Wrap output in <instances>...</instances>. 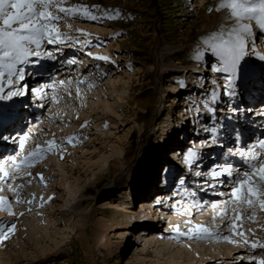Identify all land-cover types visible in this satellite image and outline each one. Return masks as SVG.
<instances>
[{
    "label": "rangeland",
    "instance_id": "374dc122",
    "mask_svg": "<svg viewBox=\"0 0 264 264\" xmlns=\"http://www.w3.org/2000/svg\"><path fill=\"white\" fill-rule=\"evenodd\" d=\"M194 2L193 0H71L72 4L83 3L90 8L95 6L100 9L99 12H95L93 9L94 14L98 16L97 20L92 21L76 18L66 23L62 22L60 24V30L67 33L68 36L71 35V37L76 35L77 37L75 38L79 41L86 40V37L84 38V36H81L79 33H87L89 30L88 33L91 36L88 35L87 39L90 40V44L88 43L89 45L84 46L82 49L78 47V44L74 45L76 53L73 60L75 59L76 63L72 64V66L83 65L84 60L89 63L97 62L100 64L99 69L94 65V67L97 68L94 72H97L95 78L98 84L93 85L90 90L95 93H101L99 97L102 99L108 98L116 114L109 115L113 124L111 123L112 127L108 128L105 134L100 132V127H95L92 123L90 125L92 128L88 129L90 130L88 135L77 137L78 135L75 133L72 137H77V140L72 142H69L68 136L64 139H60L61 136L59 135H52L51 138L50 136L48 138V136L43 133L38 136L39 133L35 134L32 130L31 125L37 123L39 120H49L51 117L54 119L57 117V114H61L58 112L51 115L50 110H53L58 104H53L52 100H50L45 103V106H42L40 98L38 99L37 96L30 91L38 87V82L42 80L40 75H42L43 78H51L53 76L51 71H46V65H41V62L37 64L41 58L44 61L47 60V55H45L46 57L41 56L37 58L36 62L29 60L28 67H33L35 70V67L39 65L37 71L40 75H35V78H33L31 82L32 85L29 88H25L24 85L23 88H21L18 85V90L22 91L24 93L23 95L14 96L11 100L6 98L0 99V153L2 152L0 156H16L20 153L19 141L17 138V140H12L11 142L8 138L2 139L4 132L8 130L14 132L16 135L19 133V137L25 134H32L26 142V147L28 148L34 147L37 139L46 141L55 138L60 145L58 150L44 155V157L32 167L26 170L22 169L23 171L21 170L20 173H13L15 179L7 182H0V187L6 190V192L1 193L0 196L7 197L6 199L9 201L13 213H15V219L12 220H9V216L4 214V211L2 214L0 213V226L7 228L18 222L20 223V227L22 225L24 228L23 231L20 229L17 230V232L20 230L18 238L20 240V245L22 242L20 249L23 255L19 252L20 254L12 256L10 264H186V262H190V260L192 261L188 264H202L201 261H195L197 259L196 257L187 259L188 257L185 256L180 259H171V250L166 252L165 246L163 245L164 243H161V241L149 245L147 241L149 238L146 237V232L148 230L153 228V230L157 229L156 232H161L162 229H173L176 224H171L167 218H162V215H158V212L155 214L150 212L149 215H146L147 213H144V215L139 214L145 209L144 207H140L141 203L153 199L160 191L169 192L170 187L172 188V192L174 187L179 186L181 177L188 173L185 159L179 160L178 158L175 160L176 164L181 167V172L175 173L174 175L172 174L173 176L167 174L168 168H166L165 165L161 166L158 162H152L153 159H159L162 155L164 156L163 151L166 150L162 148L165 140L160 139L162 135L160 133L161 128L159 129L157 126L163 119V117L159 119L162 113L160 117L155 120L152 130L150 129L151 132L146 133L147 129L145 132H141L140 128L149 124L154 111L159 109V107L161 111L171 103V96L167 92L170 84L167 76L163 78L161 87L158 86V89L154 88L151 84V76L153 75L151 66L154 60L153 50L155 41H160L162 39L167 46H171L174 49L185 40L193 39L198 41L199 43H196L197 47L195 49L189 51H185V49L175 50L176 53L164 60V64L187 67L194 62L193 58L196 52L200 54V56L205 54V47H209V44L206 42L210 41L212 36L218 34L221 30L222 26L220 25L209 32L197 33L200 28V15H198L199 7ZM214 2L215 0H210V2L206 3V6H208L206 11L207 14L213 11L217 13L214 9H216L215 7L218 6L220 0H217V5H215ZM209 8L213 9V11L209 12ZM105 13H110L113 18H106ZM69 24L71 30L67 29L69 28ZM94 27L97 28L96 31ZM75 30L80 32H76ZM97 31L99 35H97ZM153 35L158 36V38L153 40ZM98 36H100V38H97ZM96 39H98V41ZM255 45L256 47L254 49L258 50L257 54L264 55V52L260 50V48H264V42L257 41ZM49 50L52 54L54 53V49H48L47 52H49ZM73 51L74 49L70 51V55H74ZM252 51L253 49L251 45H249L245 57L252 56L255 60L256 57ZM95 56H107L109 60L107 62L96 60L93 58ZM204 59V69L207 71L203 73L202 77V79L205 77L202 81L204 90L202 89L201 93V91H199L201 88L198 87L200 89L198 90L197 88L193 93L198 92L199 95L196 94L195 96L196 98L199 96L201 100L207 97L211 98L209 94L211 95V93L213 94L214 92L221 93V99L225 98L223 79H220L219 76L215 77V81L217 82V84H215L216 86L214 88L210 86L211 82H209V77L212 76V57L206 55ZM178 61L181 63L176 64ZM47 62H49V60ZM35 63L37 64L36 66ZM67 63L68 60L64 64ZM43 67H45V69ZM89 67L90 69L93 68V66ZM53 69L56 70L55 68ZM186 75L188 76L189 74ZM195 75L197 76V74ZM30 76V74L27 75L25 73V78L29 79ZM198 77L201 76L198 75ZM73 79L75 80H73L74 82L72 81V84L75 86L76 81L79 80V75H76ZM85 83L86 82L83 83L84 86L89 85ZM111 85H114V88H111ZM103 90H105V92H103ZM113 90L115 91L112 92ZM69 91L71 93L74 92L72 89ZM117 91L120 92L119 95ZM54 92L49 93V96H54ZM64 92L66 91L60 89L58 96H64V99L68 98L69 96L66 95L67 92ZM90 95L86 96L89 100L95 101L99 99L92 95L90 97ZM161 95H163L164 98L162 99V105L158 103V99ZM0 96L2 95L0 94ZM118 97H120V99ZM70 98H72V94ZM36 105L37 107L39 105L38 108L42 110L40 109L39 113L37 112L35 114L33 110L36 109ZM216 107L221 109L218 105ZM176 109H178V106ZM97 112L100 113V111ZM63 113L66 115V112ZM206 113L208 116L213 114L211 111H206ZM217 113H219V115L217 114L219 118L222 117V112L220 113L218 110ZM32 115L34 116L32 119L33 121L30 122L31 120H28L27 117ZM38 115L39 117H37ZM90 116H93V114H90ZM226 116L225 118H227ZM59 118L60 121H58V123H62V126L66 127L63 124L67 119L64 120V118L60 116ZM89 122H92V120L90 119ZM105 124L106 123H103L99 126L104 129L106 127ZM186 124L187 127L191 129L193 126L195 127L194 121H192L191 124ZM153 130L154 133H152ZM196 130L197 129L194 131ZM33 136L36 139H33ZM79 140H84L88 144L90 143L88 145V150L91 149L95 151L98 149L106 153V155L110 157L109 161L112 166L115 165V169L113 167L108 169L107 166L97 163V158H95L94 154H91L93 151H88L86 154H82L81 152L75 153L76 156L74 160H69L68 157L72 150H74L72 146H74L76 142H79ZM159 140H161L162 143H160ZM61 154L63 158H61ZM53 158L56 160L53 161ZM50 160H52L51 163H48ZM56 161L57 165L65 162L63 173L67 174V178L69 179L70 177L71 182H73V191L69 196L65 194L64 188L58 185L60 179H63L64 176L56 167ZM121 164H124L125 167H121ZM170 167H173V164H171ZM27 173H31V175ZM41 176L46 179L51 176V180L45 179L46 181L44 180L42 183L40 180ZM167 178H169V180ZM165 179L168 180V182L163 183L162 180L165 181ZM7 183H11L13 187L17 185L21 187L17 188L16 192L12 194V192L7 190L5 185ZM49 183L50 185L54 184L56 186V193L50 196L52 197L51 200H49L48 197V201L46 200L47 202L45 203L42 201L45 194L43 190L48 189L47 185ZM38 191L40 193H38ZM68 197L71 200L67 199ZM18 198L25 201V203L14 206ZM61 198L64 200L67 199V203L66 205L61 204L60 206L62 207H59V204L62 203L60 202ZM29 200L32 201L31 204L27 203ZM71 201L73 202L72 204ZM113 201L122 202L128 209V214H115L109 210L102 209L105 203ZM155 202L160 203L158 201ZM43 204L46 206L52 204L54 207L60 208L61 210L58 209L52 212L44 210L45 213L44 211L41 213L42 209L45 208ZM95 211L97 216L96 220L102 219L108 223L107 225L109 227L107 230L102 227L99 220L94 221L96 223L91 225L92 221L90 220V215ZM21 213L23 214L21 215ZM257 213L259 216L257 215L256 219L259 220V222H257L260 224V228L255 227L256 230H252V233L249 235L251 238L254 237V233L259 232V229H264V213L258 210ZM77 215L79 216L76 217ZM141 215L154 220L153 227H148L147 223L149 222L145 220H143V222H136L134 218L139 217V219H141ZM50 219L55 220L53 225L49 224ZM35 220L36 222H34ZM81 220L87 224L84 229L79 226ZM78 229H81V232H79L80 230ZM251 229H254L253 226ZM35 230H38V232ZM224 230L225 229L220 233L222 234ZM102 233H105L104 235L107 237L100 241ZM78 234L84 235L85 239H81ZM250 237H248L249 241L254 240ZM178 250L180 249L174 248L172 251L175 257H177L176 254ZM248 251L251 252V254H247ZM260 251L255 250L257 253ZM168 252H170V254ZM243 252H246L245 254L243 253L245 258L239 261L241 262L239 264H249L250 257L254 255V251L252 249L246 250L245 248ZM240 257L238 256V260H240ZM260 258L264 259V257ZM24 259L29 260L24 262ZM253 264H255L254 261Z\"/></svg>",
    "mask_w": 264,
    "mask_h": 264
},
{
    "label": "bare ground",
    "instance_id": "6f19581e",
    "mask_svg": "<svg viewBox=\"0 0 264 264\" xmlns=\"http://www.w3.org/2000/svg\"><path fill=\"white\" fill-rule=\"evenodd\" d=\"M193 1H195L194 3L197 4L199 7V14L198 15H200V28L198 29L197 33L209 32L210 30L215 29L217 26L218 27L220 25L222 26V21H223L225 14H226L225 10H221L220 12H217V13L215 11H213L212 13L207 14L206 11H207L208 6H206V3L210 2V0H193ZM214 3H215V5H217V0H215ZM67 29H70V28H67ZM94 29L96 31L97 28L94 27ZM94 29H91V30H94ZM76 32H80V31H76ZM88 32H89V30H88ZM92 32H94V31H92ZM79 34H78V36H79ZM97 35H99V32ZM89 36H91V35H89ZM94 36H96V35H94ZM70 37H71V35H70ZM72 37L75 38L77 36L73 35ZM87 37H86V40L90 44V40L87 39ZM97 38H100V36H98ZM156 38H158V36L153 35V40H156ZM96 40L98 41V39H96ZM96 40H94V41H96ZM77 41L78 42H76V43H64V44H60V45H47L48 47L49 46L51 47V48H47V49H54L53 50L54 53L52 54V58H47V60H45V61L41 58L39 60V63H37V64H40V62H41V65H45V63L48 60H49V63L56 64L55 65L56 70H54L52 66L46 67L47 72L53 71L52 72L53 76L51 78H49V77L43 78L42 75H40V73L37 71L38 67L36 66L37 65L36 63H35L36 67L34 66L35 70L33 69V67H28V63H26L22 66L18 65V67L24 68L25 73L27 75H29V74L31 75L29 79L25 78V76H24V80L22 82H20V84H23L25 88L26 87L29 88L32 85L31 82H32V79L35 78V75H40L42 78V80L40 79L41 81L38 82V84H37L38 87L40 85H44V84H52L53 82L59 81L61 79L66 80V81L67 80L73 81V80H75L73 78H75L76 75H79V79H83L86 82L85 84L97 85L98 81L95 78V75L97 74V72L95 73L94 70H97V68L98 69L100 68L99 63H97V62H90L89 63L86 60H84L83 65L72 66V64H69V63L64 64L67 60L69 61V60H73V58H75L74 56H75L76 52H75L74 45L78 44V47L80 49H82L84 47V46H82V43L84 41H79V40H77ZM88 43H87V45H89ZM196 43H199V42L196 40H193V39L192 40L188 39V40H185L182 44H180L176 49H174L171 46H167L164 43V41L161 39L160 41H157V40L155 41V47L153 50L154 60H153V65L151 66L152 73H153V75L151 76L152 77L151 78V84L153 85L154 88L158 89V86L161 87V83L163 81V78L167 76V78H169V81H170L167 92L171 96V100H170L171 103L169 106H166L161 111H160V107H159V109L154 111V114H153L152 119L150 120L149 124L144 125V127H141L140 130H141V132H145L147 129L146 133L151 132L152 126H153L155 120H157L158 117H160V115L162 113V115L159 119H161L162 117H163V119L161 122L158 123L157 126L159 127V129L161 128L160 133L162 135L160 136V139L165 140V143H163L164 145L162 146V148L166 149V150L163 151L164 156L162 155V157L159 159L158 158L153 159L152 162H158V164H161V166L165 165V167L168 168L167 174H169L170 176L172 174L174 175L175 173L181 172L180 171L181 167H179L176 164L175 160H177L178 158H179V160L185 159L186 164L188 163L186 157H187V152L189 149L195 150L201 156V154H203L205 149H207V151H208V148H209V150L210 149L213 150L215 143L220 144L219 142H222L223 144L224 143L233 144L231 139L228 138V136L231 134V130L233 129V127H231V123H232L231 120H233L234 115H236V120L234 121V123L238 122L239 124H244L246 126V128H249L253 123L258 122V123L262 124L261 129H264V106L249 107V106L245 105L244 103H241L240 106L237 107L239 105V103L235 98H233V101H232V106L234 105L232 109L231 108H228V109L224 108V109L219 110L220 113L222 112L221 114L227 113L230 115V119H227L224 116V118L228 121L227 124L219 125L217 123L219 126L218 125L211 126V122L208 119V117L210 115L208 116L206 111L213 112L212 106H215V102L219 103L220 100H221V102H224L220 98L221 93L220 94L218 92L217 93L214 92L215 94L211 93V95L209 94V96H211V98L205 96L207 98H205L204 100H201L199 98V96H198V98H196L195 95L196 94L199 95L198 92L193 93V91H196V89L199 86H200L201 90H199V88H198V90L201 91V93H202V89L204 88V87H202V84H203L202 81L205 77L203 79H202V77H203V73L207 72L204 69L205 68L204 67V64H205L204 57H206V55L208 57L211 56L212 60H213V55H212L210 46L205 47V49H206L205 54L203 56H200V59H197L198 53L196 52L195 56L193 58L194 62L187 67H181V65L178 66V65L164 64V60L168 59L167 57L176 53L175 50L185 49V51H187V50L189 51V50L195 49L197 47ZM87 45H85V46H87ZM255 47H256V45H255ZM73 49H74V51H73L74 55H70V51ZM260 50H262L264 52V48H262V49L260 48ZM49 52H50V50H49ZM95 52H96V50H95ZM253 52L255 54L254 56L257 59L255 58L252 65L247 64L246 59H243L241 61L240 65L238 66V68L236 69V71L233 74H231V76L228 73H222L223 77H224V83H225L226 89H228V90L234 89V87H236V84L239 83V79H241V77H245L244 75H249V73L252 72L258 65H261L263 63L262 66L264 68V60H260L258 55L256 56V54L258 53V50L254 49L252 51V53ZM67 53H69V54H67ZM57 54H60V55H57ZM76 56H78V55H76ZM29 60H30V58H29ZM180 63L181 62H179V61L176 62V64H180ZM88 65L93 66V68L90 69V67ZM94 65H96L95 67H97V68H95ZM57 66H58V68H57ZM186 74H189V75L187 76ZM195 74H197V76ZM198 75L201 77H198ZM215 77H216V75L213 74V72H212V76L209 77V79H210L209 82H211L210 86L213 88L216 86L215 84H217V82L215 81ZM229 79H231L233 81L232 85H229ZM20 84H14V86L11 89H9L7 85H5L4 93H0V94L1 95L6 94L7 91H9V90L17 91ZM182 84L184 85L183 87H181ZM243 84H245V83H243ZM73 85L74 84H72L69 88V90L70 89H72V91L74 90V92L71 93L72 98H70L71 96L68 95V92L67 93L64 92L69 97L64 99L63 98L64 96H61L62 99H61V102L58 103V106H55L53 108V110H50L51 115L56 114L58 112L61 113L60 115L59 114L56 115L57 117L54 116L55 117L54 119H52V117H51V118H49V120H44V121L39 120L37 123L31 125L32 126L31 128L35 132V134L39 133L38 134V136H39L41 133H43V134L47 135L48 138H49V136L51 138L52 135H54V136L59 135V136H61L60 139H64L67 136H68V138L74 136L75 133H76V135H78L77 137H83V136H86V134L88 135L89 134L88 132L90 131L88 129L92 128V127H90L91 123L93 125H95V127H100V132H102L103 134L106 133L108 128L112 127L111 126L112 119L110 118L109 115H116V114H115L113 105L109 102L110 100H108V98L102 99L101 97H99L101 95V93L98 92L99 93L98 94V93L92 92L90 90V88L88 87V85L84 86V84L79 85V87L81 89V96L78 99L76 97L77 84L75 86H73ZM111 88H114V85H111ZM241 88L244 89L246 87L244 86ZM60 89L65 91L64 88L60 87L59 85H57V87L55 89L45 88L43 90V94L40 97L42 106H45V103H47V101L52 100V98H50V96H49L50 91H55L54 95L58 96ZM246 90H247V92L252 93V89H246ZM114 91L115 90H113L112 92H114ZM103 92H105V90H103ZM117 92H119V91H117ZM90 94L94 97H98L99 99H97L95 101L89 100L86 96L90 95ZM119 94H120V92L118 93V95ZM60 95H62V94H60ZM91 95H90V97H91ZM256 95H258V94H256ZM256 95L254 96V98H256ZM52 97H53V95H52ZM118 98L120 99V97H118ZM162 99H164L163 95H161L158 99V103H160V105L163 104ZM177 106H178V109H176ZM38 107H39V105H38ZM230 109L232 110L231 112H233V113H229ZM257 110H259V111L257 112ZM97 111H100V113ZM250 111L254 112L255 115H251L252 113H250ZM63 112H66V115ZM246 112L248 114H245ZM90 114H93V116H90ZM59 116L63 117L64 120H66V119L69 120V121H67V120L64 121L63 125H65L66 127L62 126V123L61 124L58 123V121H60ZM262 116H263V118H260ZM33 117H34L33 115L28 116L27 119L32 120ZM37 117H39V115ZM222 118H221V121H222ZM90 119L92 120V122H89ZM192 121H194V123H195L196 128L194 126L193 127H194V130L197 129L196 131L193 130V127H192V129L187 127L186 123L191 124ZM101 122H102V124L106 123L105 124L106 129L105 128L103 129V128H101V126H99V125H102ZM82 125H86V126L81 127ZM62 127H64V128H62ZM162 129H163V131H162ZM152 133H154V130ZM18 134L16 135V134H14V132H10L8 130V131L4 132L2 139L8 138L9 141L11 142L12 140H17L16 138L19 137ZM213 139H215V141H216L215 143H212ZM61 141H63V140H61ZM159 142L162 143L161 140H159ZM89 144L86 143V141H84V140H82V141L79 140V142H76V144L74 146H72L74 150H72L68 159L73 161L75 156H76L75 153L81 152L82 154H86L88 151H90V152L93 151L91 149L88 150ZM1 153H0V155H1ZM91 154L92 155L94 154L95 158H97V160H96L97 163L102 164L103 166H107L108 169H110L112 167L115 169V165L112 166V164L109 161L110 157L107 156L106 153H104L102 150L96 149ZM8 157H9V155H6L4 157L0 156V159L7 161ZM52 160L54 161L56 159L53 158ZM52 160H50L48 163H51ZM57 161H59V160H57ZM57 161L55 162V165H57ZM171 164H173V167H170ZM191 164H192L193 168H197L194 165V163H191ZM64 165H65V162L58 164L56 166L58 168L59 172L63 173ZM210 165H212V163H210ZM210 165H208L207 162H205L202 164L201 168L205 167L204 170L207 171V169ZM6 167H7V165H6ZM121 167L124 168L125 167L124 164H121ZM24 172H26V171H24ZM196 173H197V169H196ZM63 176H64V178L60 179L58 185L61 188H64L65 194L67 196H69V194H71L73 191L72 190L73 182H71L70 177H69V179L67 178L68 177L67 174L63 173ZM170 176H168V177H170ZM43 178H44V180L46 179L45 177H43ZM47 179L51 180V176H49V178H47ZM167 179L169 180V178H167ZM168 180L165 179V181L162 180V182L166 183V182H168ZM187 182H189L191 185H200L203 183V180H201V182L199 180V182L196 183L195 180L191 181V178H190L189 180H187ZM47 187H48V189L43 190L45 192V194H44V198L42 201H44L45 203L48 201L47 200L48 197H50L54 193H56V186L54 184L50 185V183H49L47 185ZM178 187H180V183H179ZM171 189L172 188L170 187L169 192L160 191L159 194L156 195L153 199H149V200L141 203L140 207H144L145 211L143 210V212L139 213V214L144 215V213H147L146 215H149L150 212L152 214H155L156 212H158L157 213L158 215H162V218H167L171 224L172 223L176 224V225H174V227L179 225L183 231L187 230V227L190 226V225H185L184 224L185 221H190L191 224L202 225V226L208 227L212 231L216 230V228L213 226V215H214V213L212 212L210 207H208L206 210H204L205 209L204 208L202 210V212H199V211L195 212L194 207H189L190 204L195 202L194 201L195 199H193L191 195L194 194L196 191H193L191 187L189 189H187L185 187V189H180L179 191H177L176 187H174L172 192H171ZM5 192H6V190L3 189L2 191H0V194L5 193ZM38 193H40V192L38 191ZM12 194H13V192H12ZM67 199H70V198L68 197ZM67 199L64 200L63 198H61L60 202H62V203L59 204V207H62V206H60L61 204L66 205ZM155 201H158L160 203H156ZM212 201L207 200V201H200V202L207 203V202H212ZM72 203L73 202L71 201V204ZM17 205L18 204L16 203V205H14V206H17ZM43 205H45V204H43ZM191 208H193V209H191ZM58 209L61 210L60 208L54 207V205H52V204H48V206L45 205V208L42 209L41 213H43L44 210H47L48 212H50V211L52 212V211L58 210ZM102 209L109 210L115 214L116 213L117 214L118 213L128 214V212H127L128 209L125 207V205L122 204V202L119 203L117 201L105 203V206ZM3 211L5 212L4 214L8 215L7 211H5V210H0V213L2 214ZM12 212H13V210H12ZM44 213H45V211H44ZM142 215H141V219H139V217L134 218L136 220V222H143V220H145V221L149 222V223H147L148 227H150V228L153 227V221L154 220L148 218L147 216H142ZM257 215H258V213H256V216ZM8 216H9V220L15 219V215H12V216L8 215ZM78 216L79 215H77L76 217H78ZM144 217H145V219H144ZM151 217H152V215H151ZM80 218H82V217H80ZM96 218H97V216H96V211H95L92 215H90V220L92 221L91 225H94V223H96L94 221L99 220V223L102 224V227L105 230H107L109 227L107 225L108 223L102 219L96 220ZM257 221L259 222V220H257V219H255V222L245 220L243 223V227L237 228V231H244L246 236L250 237L249 235L252 232L248 231L249 228H251L253 226L254 229H252V230H254V231L256 230L255 227L260 228V224H258ZM34 222H36V220ZM54 223H55V220L50 219L49 224L53 225ZM110 223H112V222H110ZM216 223H219V220H217ZM17 224H18V226H17ZM79 224H80L79 226L82 227V229H84L87 225L84 223V221L82 222V220ZM251 224H253V225H251ZM256 224H258V225H256ZM15 225L17 228L15 227L14 233L10 235V238L7 240H4L2 243H0V264H10L12 261L11 260L12 256H16V254H20V253H21V255H23L22 250L20 249L22 242L20 245V240L18 238L19 237L18 234H19V231L20 230L23 231L24 228L22 225L20 227V223H18V222ZM41 225H43V224H41ZM254 225H256V226H254ZM7 226H8V224H7ZM79 226H77V227H79ZM18 229H20V230L17 232ZM223 229H225L224 232L222 234L221 233L220 234L226 235V236L228 235L233 241H235V243H227L223 239L222 240H220V239L219 240L218 239H213V240L204 239V240L189 241L186 237H177V234L171 228H170L171 231L167 230V229H162L161 232H156L157 229L153 230V228H152L151 230H148L146 232V234H147L146 237L149 238V239H147V241L149 242V245H152V244L156 243L157 241L158 242L161 241V243H164L163 245L165 246V251L167 252L168 250L169 251L171 250L170 251L171 254H170V252H168V253L171 255L170 258L174 259V260L187 256L188 257L187 259H190L192 257H196L197 259L195 261H201L202 264H239V263H241L239 261H242V259L245 258L244 254L246 252L244 253L243 250L245 248H246V250H249V249H251V246L250 245L249 246H242L243 242L240 240V237L232 236L230 232H227V230H229L228 228H223ZM78 230H80L79 232H81V229H78ZM35 231L38 232V230H35ZM258 231H259L258 233H254L253 238H251V237L250 238L254 239V240L264 241V229L261 228ZM105 233H102L100 241L104 240L107 237L104 235ZM31 235H32V233H31ZM78 235H80L79 237H81V239H85L84 235H81V234H78ZM251 235H253V234H251ZM28 236H29V234H28ZM174 248L180 249V250H178V253L176 254L177 257H175L172 253ZM241 248H244V249H241ZM257 250H259V251L261 250L260 252H264V249H256V251ZM255 253H257V252H255ZM247 254H251V252L248 251ZM238 256L239 257L244 256V257H240L239 258L240 260H238ZM37 258H40V257H37ZM27 260H29V259H24V262H27ZM171 261H173V260H171ZM191 261L192 260H190V262H186V264L191 263Z\"/></svg>",
    "mask_w": 264,
    "mask_h": 264
},
{
    "label": "snow or ice",
    "instance_id": "6c2138e0",
    "mask_svg": "<svg viewBox=\"0 0 264 264\" xmlns=\"http://www.w3.org/2000/svg\"><path fill=\"white\" fill-rule=\"evenodd\" d=\"M93 9L95 12L100 11L95 6L90 8L83 3L72 4L71 0H0V93H4L5 85L11 89L14 84H20L24 80L25 70L18 65L28 63L30 57L39 58L47 55L48 58H52V53L44 49L45 44L60 45L78 42L76 38L62 32L60 24L76 18L95 21L98 16L94 14ZM215 10L217 12L225 10L226 14L220 32L206 42L213 55L211 71L228 73L231 76L245 58L249 45L254 50L257 41L264 42V0H220ZM211 11L213 9L209 8V12ZM105 17L113 18L110 13H105ZM68 27L70 28V24ZM80 35L87 37L89 34L81 32ZM87 43L88 41L85 40L82 46ZM93 58L105 62L109 60L107 56ZM197 59H200V54L197 55ZM259 59L264 60V56ZM68 63L75 64L76 61L69 60ZM84 82L83 79L76 81L78 99L81 96L79 85ZM232 84L233 81L229 79V85ZM57 85L63 87L71 96L69 88L72 81L63 79L52 84L40 85L30 91L39 99L45 88L55 89ZM92 86V84L88 85L89 88ZM183 86L182 84L181 87ZM20 87L23 88V84H20ZM23 94L19 90H9L6 95L0 96V99L11 100L14 96ZM228 94L233 95V92L230 90ZM61 99L54 95L52 103L58 104ZM84 126L86 125L81 127ZM30 135L32 134L17 138L20 153L9 156L7 161L0 159V182L15 179L13 173H20L22 169L32 167L44 155L60 148L55 138L46 141L37 139L35 146L28 148L26 142ZM32 138L36 139L34 136ZM76 139L77 137L68 138L69 142ZM215 142L213 139L212 143ZM237 143L238 147L229 148L228 153L222 155L220 160L214 161L207 171L203 169L197 171L198 176L211 177V181L205 180L202 188H212L221 199L207 203L195 201L189 205L198 211L210 207L214 213L213 226L217 231L202 225L191 224L190 221L184 222L185 225H190L187 231H182L179 225L172 230L177 237H186L189 241L223 239L227 243H235L229 236H220L223 228H228L232 236L240 237L243 246L250 245L254 251L249 264H253V261L255 264H264V259L260 258L264 257V252L255 253L256 249H264V241H249L244 231H237V228L243 227L245 220L255 222L257 210L264 213V136L241 143L238 133ZM233 157L236 158V162L231 159ZM61 158H63L62 154ZM186 159L189 163H195L197 160L203 162V158L193 149L188 150ZM196 167L200 168V164ZM27 174L31 175V173ZM40 179L43 183L44 178L41 176ZM184 183L185 181L181 179L180 184ZM6 187L8 191L15 193L21 186L13 187L11 183H7ZM2 190L3 187H0V191ZM51 199L52 197H49V200ZM16 203L22 204L25 201L18 198ZM27 203L31 204L32 201L29 200ZM0 210L7 211L10 216L15 215L9 201L3 196H0ZM217 220L219 223H216ZM14 230V224L7 228L0 226V243L9 239ZM248 231L252 232V229L249 228Z\"/></svg>",
    "mask_w": 264,
    "mask_h": 264
}]
</instances>
